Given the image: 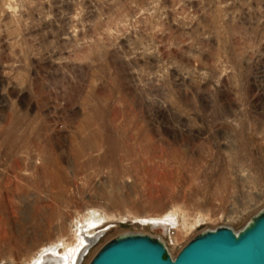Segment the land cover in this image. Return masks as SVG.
Returning a JSON list of instances; mask_svg holds the SVG:
<instances>
[{
  "label": "rangeland",
  "instance_id": "obj_1",
  "mask_svg": "<svg viewBox=\"0 0 264 264\" xmlns=\"http://www.w3.org/2000/svg\"><path fill=\"white\" fill-rule=\"evenodd\" d=\"M262 209L264 0H0V264Z\"/></svg>",
  "mask_w": 264,
  "mask_h": 264
},
{
  "label": "water",
  "instance_id": "obj_2",
  "mask_svg": "<svg viewBox=\"0 0 264 264\" xmlns=\"http://www.w3.org/2000/svg\"><path fill=\"white\" fill-rule=\"evenodd\" d=\"M87 264H264V209L238 231L230 226L191 237L175 255L146 233H125L106 241Z\"/></svg>",
  "mask_w": 264,
  "mask_h": 264
},
{
  "label": "bare ground",
  "instance_id": "obj_3",
  "mask_svg": "<svg viewBox=\"0 0 264 264\" xmlns=\"http://www.w3.org/2000/svg\"><path fill=\"white\" fill-rule=\"evenodd\" d=\"M102 230L98 231L96 233L95 236H92V237H88V236H83L84 237V240H85V244L83 246V248L80 250L76 260H75V264H79L82 256L86 253V251L88 250V248L91 246V244L98 238V236L100 234H102ZM90 232H88L86 235H89ZM170 251V249H169ZM54 257H48L46 256L45 258L41 259L39 264H53L54 261H53ZM59 259V258H58Z\"/></svg>",
  "mask_w": 264,
  "mask_h": 264
},
{
  "label": "flooded vegetation",
  "instance_id": "obj_4",
  "mask_svg": "<svg viewBox=\"0 0 264 264\" xmlns=\"http://www.w3.org/2000/svg\"><path fill=\"white\" fill-rule=\"evenodd\" d=\"M53 261H54L53 264H60V260L58 258H54Z\"/></svg>",
  "mask_w": 264,
  "mask_h": 264
}]
</instances>
